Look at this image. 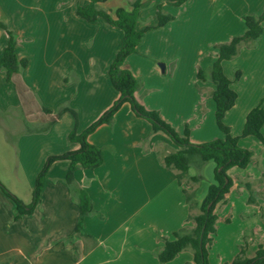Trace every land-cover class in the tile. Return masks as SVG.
Returning <instances> with one entry per match:
<instances>
[{
	"label": "crops",
	"instance_id": "obj_1",
	"mask_svg": "<svg viewBox=\"0 0 264 264\" xmlns=\"http://www.w3.org/2000/svg\"><path fill=\"white\" fill-rule=\"evenodd\" d=\"M134 1L106 0L97 7L113 14L120 8L129 11ZM140 1L138 30L156 25L158 5L174 19L147 31L124 62L123 67L140 81L136 98L178 134L187 126L193 144L223 138L214 118V85L198 80L196 73L206 71L216 60L215 46L245 32V16L261 15L264 0H187L178 7L169 0ZM88 3L0 0V23L17 36L16 55L28 62L25 70L12 76V88L0 89L4 134L0 181L24 204L31 202L35 179L47 158L78 149L67 141L75 128L74 117L61 110L76 113L79 134L118 98L107 71L122 33L102 20L91 25L78 18L76 8ZM261 26L255 46L242 44L236 57L222 63L237 95L223 120L234 137L264 96V19ZM7 40L0 29V58ZM236 72L238 81H234ZM3 79L6 76L0 70ZM51 81L54 88L48 90L30 85L44 87ZM261 134L264 137V123ZM86 140L100 150L102 164L94 170L77 168L70 187L65 182L69 162L52 163L32 215L15 220L14 204L0 191V264H160L156 255L164 241L193 228L190 188L178 179L177 171L163 164L164 157L176 151L164 134L152 132L146 121L123 104L109 124L97 127ZM238 145L252 152L253 160L245 169L227 172L232 187L216 208L212 246L224 239L234 245V257L246 239L245 255L252 258L260 246L264 248V145L251 136L239 139ZM210 163L201 165L206 164L213 174ZM201 165L190 158L185 181L200 182L201 177L189 171ZM74 189L82 190L94 209L78 232L80 209ZM204 195L196 192L194 201L200 204ZM208 262L213 264L209 254ZM166 264H193L191 249Z\"/></svg>",
	"mask_w": 264,
	"mask_h": 264
},
{
	"label": "trees",
	"instance_id": "obj_2",
	"mask_svg": "<svg viewBox=\"0 0 264 264\" xmlns=\"http://www.w3.org/2000/svg\"><path fill=\"white\" fill-rule=\"evenodd\" d=\"M105 1L89 0L86 6L77 7L75 13L78 18L88 24L96 25L99 20H102L108 26L114 27L122 33L120 48L107 71L110 84L118 94L117 100L99 119L79 134L76 132V113L67 108L61 110L62 112L71 113L74 117L75 128L68 134L67 141L77 144L78 149L47 158L42 170L35 179L29 204H24L1 183L0 191L14 204L15 220H17L32 215L38 206L42 183L52 163L56 161L69 162V171L65 182L68 186L73 187L72 174L77 168L94 170L102 164L100 150L87 142V136L93 133L100 125L109 124L119 108L123 104H127L137 118L143 119L151 126L152 132L164 134L176 147V151L164 157L163 164L166 168L177 171L178 179L187 174L191 157L197 156L203 163L212 162L214 164L213 180L207 187L206 193L198 206L199 214L190 217L193 228L189 232L180 230L174 233L171 240L164 241L162 250L156 255L160 264H166L172 261L184 249L189 248L192 251L193 264H209L208 252L216 235L217 215L215 211L217 206L224 202L226 195H228L232 187V180L227 175V172L231 168L245 169L253 160L252 152L241 148L238 145V141L241 138L251 136L264 145V137L261 134V128L264 123V108L262 107L264 96L260 104L246 115L239 136H232L229 127L224 124L225 114L233 108L237 95L230 88L232 82L224 75L222 63L236 57L242 44L255 46L258 43L262 34L261 24L264 19V7L261 15L258 17L245 16L243 18L246 27L245 32L241 36L232 38L227 43L215 46L217 51L216 60L206 71L201 69L197 71L196 78L198 80L209 81L214 85V91L211 96L215 105L214 118L216 127L223 134V138L214 139L202 144H193L189 140L190 131L187 126H185L182 134H178L171 125L161 119L156 111L147 110L138 101L136 92L140 88V81L123 67L125 60L136 52L137 46L147 31L161 28L174 18L163 14L161 6L158 5L156 8V25L138 30L137 23L141 10L140 0L132 2L129 11L120 8L113 14H108L98 9L97 5ZM186 1L169 0V3L178 7ZM0 29L8 37L2 57L0 58V69L5 73L6 80L11 81L14 74L27 68L28 62L26 59L17 57L15 52L17 42L12 33L1 23ZM239 77L240 74L236 72L234 81H238ZM193 180L195 181V179ZM74 190L76 192L75 199L80 209V218L75 227V232H78L83 227L84 219L94 214V209L92 202L82 190ZM245 248L241 246L239 253L229 264H264V248L260 246L252 258L246 257Z\"/></svg>",
	"mask_w": 264,
	"mask_h": 264
},
{
	"label": "rangeland",
	"instance_id": "obj_3",
	"mask_svg": "<svg viewBox=\"0 0 264 264\" xmlns=\"http://www.w3.org/2000/svg\"><path fill=\"white\" fill-rule=\"evenodd\" d=\"M163 14H165V13L163 12ZM166 15H168V14H166ZM12 35L15 38L17 44H18L17 36L14 33H12ZM30 85H32L31 87L33 89H39V90L40 89L41 90H45V89L48 90L49 88H52V89L54 88V82L53 81H51L48 84L44 85V87L43 86L39 87V85H37L35 83H30ZM17 86L18 85L16 84V87ZM12 87H13V82L12 81H7L6 79H3L2 81H0V89L5 90V89L12 88ZM2 136H4V134H3L2 128H0V137H2ZM191 158H193V160H196L197 162H199L200 165L204 164L203 162L200 161L199 157H197V156L191 157ZM212 165L213 164L210 163L209 166H212ZM201 166L202 167L199 168V169L194 168V170H190L189 171L190 175L193 174L196 177H201L200 182H197V181H194V180H190V179H187V181H185V179L187 178L185 175L180 178L182 181L186 182L185 183L186 187L190 188V190L187 193V196L190 199V206H191V209H192L191 217L194 216V215L199 214V209H198L199 202L198 201H194V195L196 194V192L199 195L200 194L203 195L204 193H206L205 191L207 189V186L210 185L212 183V180H213V174L208 171L209 170L208 166L206 164L204 166L203 165H201ZM0 183L5 187V185L1 181H0ZM195 187H197L196 190H194ZM189 231L190 230H185V232H189ZM246 241H247L246 239L242 240V243L240 244L241 246H244V248H245V246L247 244ZM233 247H234V245H231V243H228L224 239H220L218 245H216V243H215L210 248V250L208 252V254L211 255V259H212L213 264H221L222 263L221 261L223 259H224V264H228L227 261L229 259L233 260L235 258V256L233 257L234 254L232 255V252H231Z\"/></svg>",
	"mask_w": 264,
	"mask_h": 264
}]
</instances>
